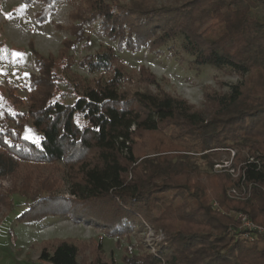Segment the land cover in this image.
Masks as SVG:
<instances>
[{"label": "trees", "instance_id": "trees-1", "mask_svg": "<svg viewBox=\"0 0 264 264\" xmlns=\"http://www.w3.org/2000/svg\"><path fill=\"white\" fill-rule=\"evenodd\" d=\"M22 1L42 3L35 12L40 23L57 8L56 0ZM70 16L72 23L57 26L74 38L63 41L57 57L39 55L34 41L29 44L39 74L30 76L28 111L7 109L11 103H24L14 88L7 97L0 95V179L18 174L22 159L62 161L74 197L59 198L71 203L74 222L91 217L109 236L130 235L134 223L143 227L148 222L164 231L157 254L133 252L130 243L124 264H264V236H238L241 212L264 226V1L183 0L156 6L149 0H80ZM96 22L117 41L118 50H176L171 41L182 35L181 51L194 57L193 65L229 67L241 81L230 91L207 90L200 108L164 89L144 65L127 71L114 46L79 60L66 56L87 39V26ZM76 62L100 76L86 80L71 72ZM60 63L70 74L72 103L56 94L62 77L55 68ZM152 84L156 90L149 88ZM27 117L39 133L38 144L25 138ZM236 148L247 149L252 159L240 164L235 181L226 171L210 173L196 163L198 153L209 157ZM234 158L237 165L239 154ZM58 183V178L27 171L21 187L12 192L35 194ZM233 184L250 187V196L230 197ZM9 197L0 191V202L10 203ZM87 248L77 238L47 239L40 258L81 264L79 256ZM91 251L94 260L85 264H120L112 253L102 260L99 244Z\"/></svg>", "mask_w": 264, "mask_h": 264}, {"label": "rangeland", "instance_id": "rangeland-1", "mask_svg": "<svg viewBox=\"0 0 264 264\" xmlns=\"http://www.w3.org/2000/svg\"><path fill=\"white\" fill-rule=\"evenodd\" d=\"M129 1L120 0L121 3ZM182 1L149 0L156 6L177 4ZM78 2L80 0H56L57 8L50 13L47 21L40 23L35 19V12L42 7L39 1L26 4L22 0H0V95L7 97L9 88H14V94L24 99V103L18 106H13L11 101H8L11 103L7 107L8 110L14 113L28 111L27 96L29 95L30 76L32 73L39 74L36 55L29 46L30 42L34 41L35 50L39 55L57 57L63 48V41L67 38H74L66 28H59L57 25L65 27L72 23L70 15ZM259 10L260 8L254 9L255 12ZM13 11L16 13L11 15ZM87 30V39L68 50L66 56L73 55L76 60H79L87 54H96L108 46H114L127 71L134 72L140 65H144L155 74L164 89L186 98L200 108L205 106L207 90L230 91L235 84L241 81V76L229 67L219 68L213 65L196 67L193 65L194 57L181 51V43L184 39L182 35L171 41V44L176 46V50L168 46L158 51H151L147 47L118 50L117 41L104 35L98 22L88 25ZM174 51L179 53H174ZM16 52L23 55L16 56ZM55 70L56 74L58 70V75L62 77L56 94L65 103H72L75 94L67 80L70 74L62 71L61 63L58 66L56 64ZM71 72L80 74L86 80L100 76L99 72L90 73L77 62L72 65ZM149 88L157 89L155 84ZM27 119L29 125L25 135L38 136L39 133L31 126V118L27 117ZM29 129L32 130L31 133ZM166 133L169 136L172 135L174 128L167 130ZM233 152L239 154L237 165H235L237 159L234 158ZM198 154L200 156L196 159V163L202 170L210 169V173L226 171L234 181L238 178L240 164L248 158L252 159L247 149L240 148L233 149V151L208 153L209 157L201 155L202 152ZM211 160L223 167H217L218 165L210 167ZM27 171L58 178L59 183L48 191L42 188L35 194L12 192L13 188L17 190L21 187ZM202 178L206 180L205 176ZM72 188L68 168L62 161L55 162V164H39L22 159L18 174H10L0 179V191L5 195L10 194V203L4 200L0 202V264H52L50 261L41 259L40 254L43 242L57 237L77 238L88 245V248L79 256L81 264L94 260L91 246L95 244L101 245V251L104 253L102 260L109 259L112 253L120 264H124L122 256L130 243L134 245L133 252L158 253L165 233L148 222H145L143 227L134 223L131 225L130 235L116 236L107 235L102 224L91 217H81L79 223L74 222L75 215L68 206L71 203L59 198V196L74 197ZM231 188H236L240 196L233 197L230 194ZM250 189V187L243 188L238 184H233L228 194L236 200H244L250 196ZM212 204L217 208L216 199H212ZM118 243L121 244L118 245Z\"/></svg>", "mask_w": 264, "mask_h": 264}, {"label": "built area", "instance_id": "built-area-1", "mask_svg": "<svg viewBox=\"0 0 264 264\" xmlns=\"http://www.w3.org/2000/svg\"><path fill=\"white\" fill-rule=\"evenodd\" d=\"M264 1V0H261ZM233 151V150H231ZM235 154V152H233ZM218 165V166H217ZM217 167H223L221 164H216ZM230 194L233 197H239L240 193L236 188H231ZM238 217L241 219V232H238L240 238L253 240L257 235L264 236V226L257 224L251 217L246 213H239Z\"/></svg>", "mask_w": 264, "mask_h": 264}, {"label": "snow or ice", "instance_id": "snow-or-ice-1", "mask_svg": "<svg viewBox=\"0 0 264 264\" xmlns=\"http://www.w3.org/2000/svg\"><path fill=\"white\" fill-rule=\"evenodd\" d=\"M15 55L16 56H21L23 54L19 53V52H16ZM31 132H32V130L29 129V133H31ZM25 138L26 139H31V140H33L34 143H37V144L40 142V137L36 136L35 134L26 135Z\"/></svg>", "mask_w": 264, "mask_h": 264}]
</instances>
